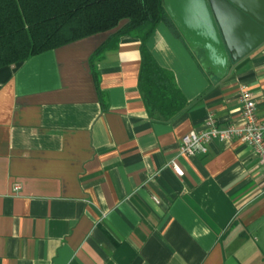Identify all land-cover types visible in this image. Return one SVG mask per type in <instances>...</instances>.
<instances>
[{"label": "crops", "instance_id": "obj_1", "mask_svg": "<svg viewBox=\"0 0 264 264\" xmlns=\"http://www.w3.org/2000/svg\"><path fill=\"white\" fill-rule=\"evenodd\" d=\"M166 15L146 47L185 100L167 121L139 92L140 40H112L124 23L0 69V264H264L253 150L179 152L210 115L242 124L241 87L264 120V42L220 71Z\"/></svg>", "mask_w": 264, "mask_h": 264}, {"label": "trees", "instance_id": "obj_2", "mask_svg": "<svg viewBox=\"0 0 264 264\" xmlns=\"http://www.w3.org/2000/svg\"><path fill=\"white\" fill-rule=\"evenodd\" d=\"M122 23L112 40L122 35L140 40L139 92L150 117L167 121L185 100L146 47L158 23H169L162 0H0V69Z\"/></svg>", "mask_w": 264, "mask_h": 264}, {"label": "water", "instance_id": "obj_3", "mask_svg": "<svg viewBox=\"0 0 264 264\" xmlns=\"http://www.w3.org/2000/svg\"><path fill=\"white\" fill-rule=\"evenodd\" d=\"M174 24L211 66L224 71L264 42V0H163Z\"/></svg>", "mask_w": 264, "mask_h": 264}, {"label": "built area", "instance_id": "obj_4", "mask_svg": "<svg viewBox=\"0 0 264 264\" xmlns=\"http://www.w3.org/2000/svg\"><path fill=\"white\" fill-rule=\"evenodd\" d=\"M238 95L241 103L242 124L219 128L216 119L210 115L201 130H193L183 136L179 148L182 155L191 157L206 154L208 145L212 141L237 138L253 150L264 169V120H259L255 114L256 104L250 90L241 87ZM172 168L176 174H181L176 163H172Z\"/></svg>", "mask_w": 264, "mask_h": 264}]
</instances>
